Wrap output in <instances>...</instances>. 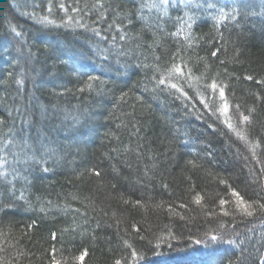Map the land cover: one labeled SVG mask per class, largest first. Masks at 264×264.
I'll use <instances>...</instances> for the list:
<instances>
[{
	"label": "trees",
	"instance_id": "obj_1",
	"mask_svg": "<svg viewBox=\"0 0 264 264\" xmlns=\"http://www.w3.org/2000/svg\"><path fill=\"white\" fill-rule=\"evenodd\" d=\"M0 169V264H264V0H0Z\"/></svg>",
	"mask_w": 264,
	"mask_h": 264
},
{
	"label": "rangeland",
	"instance_id": "obj_2",
	"mask_svg": "<svg viewBox=\"0 0 264 264\" xmlns=\"http://www.w3.org/2000/svg\"><path fill=\"white\" fill-rule=\"evenodd\" d=\"M6 172H7V171H4L3 169H0V173H1V174H2V173H3V174H4V173L6 174ZM112 194H113V193H110V197H112V196H111ZM121 213L123 214V211H122ZM121 217H122V216H121Z\"/></svg>",
	"mask_w": 264,
	"mask_h": 264
}]
</instances>
